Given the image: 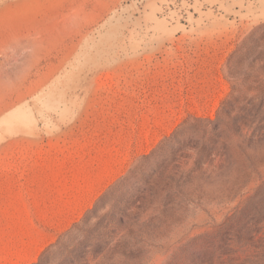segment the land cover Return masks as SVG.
I'll return each instance as SVG.
<instances>
[{
    "label": "rangeland",
    "instance_id": "rangeland-1",
    "mask_svg": "<svg viewBox=\"0 0 264 264\" xmlns=\"http://www.w3.org/2000/svg\"><path fill=\"white\" fill-rule=\"evenodd\" d=\"M0 264H264V0H0Z\"/></svg>",
    "mask_w": 264,
    "mask_h": 264
}]
</instances>
